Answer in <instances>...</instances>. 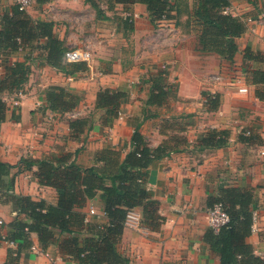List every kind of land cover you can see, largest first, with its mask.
<instances>
[{"label":"crops","instance_id":"obj_1","mask_svg":"<svg viewBox=\"0 0 264 264\" xmlns=\"http://www.w3.org/2000/svg\"><path fill=\"white\" fill-rule=\"evenodd\" d=\"M170 1L175 6L172 18L158 24L143 2L111 6L108 0H97V7L88 0H33L28 8L33 19L50 21L66 49L80 41L89 45L92 59L81 62L75 71L53 66L47 61L45 38L34 41L32 48L0 52V75L7 61H25L30 67L23 88L2 93L6 112L0 159L12 166L11 189L0 192L3 233L18 217L11 193L57 201V190L39 182L38 167L29 160L62 157L87 167L102 164L97 155L108 147L119 149L124 158L140 123L152 148L177 134L187 135L188 142L148 167L144 185L159 200L165 220L159 229H151L143 223L142 208L130 210L138 223L125 222L118 244L129 258L127 264H220L203 236L210 227V203L224 187L252 191L256 216L247 240L256 254L264 256V80L252 72L264 68V0H230L227 10L245 21V30L232 38L237 45L233 59L204 47V27L194 13L197 0ZM14 4L0 0V18ZM247 49L258 59L247 62ZM237 79L248 86L247 93L224 89ZM159 80L168 95L160 103H149ZM56 85L77 95L74 109L46 107V91ZM103 88L126 93L119 115L109 122L104 121L105 109L97 107ZM214 94L219 103L211 108L208 98ZM83 117L89 123L75 137L70 120ZM211 128L226 129L229 142L201 150L197 139ZM23 161L28 165L23 166ZM100 193L77 208L86 214V221L97 219L89 212L91 207L98 214L103 211ZM30 238L28 248L21 242L14 245L15 251H21L13 264H79L54 243L45 248L36 232ZM10 247L0 239V264L7 262Z\"/></svg>","mask_w":264,"mask_h":264},{"label":"trees","instance_id":"obj_2","mask_svg":"<svg viewBox=\"0 0 264 264\" xmlns=\"http://www.w3.org/2000/svg\"><path fill=\"white\" fill-rule=\"evenodd\" d=\"M39 3L49 0H36ZM98 7L97 0H88ZM113 3L143 2L147 5L151 18L157 21L167 10L173 15L174 4L170 0H108ZM230 0H197L195 14L204 27L202 40L204 47L215 50L233 59L237 45L232 39L245 30V21L234 16L227 9ZM0 52L11 54L14 51L32 48L33 42L45 38L48 49L47 61L65 71L77 70L81 62H67L64 58L63 41L53 32L50 21L35 20L28 10L20 9L15 3L4 11L0 18ZM247 62L258 59L247 49ZM248 67V66H247ZM247 71L250 69L246 68ZM30 67L25 61H7L5 72L0 75V131L5 118V91H17L29 78ZM254 76L264 80V68L253 69ZM168 95L167 87L155 82L149 103H160ZM126 93L120 89L103 88L97 96V107L105 109V122L119 115L121 102ZM78 97L64 86H50L45 94V105L55 111H70L76 107ZM219 103L218 95L209 96L208 105L212 108ZM88 118L70 120L72 135L83 131ZM140 123L136 125L131 138V148L124 158L121 151L113 147L103 149L97 155V162L82 167L77 163H67L66 158L43 157L31 159L36 164L35 172L41 184L53 186L58 193L55 203L44 198L35 199L29 195H14L18 217L9 223L8 231L0 230V239L21 242L25 248L31 246V232L38 234L44 247L50 243L58 246L60 253L77 260L79 264H127L129 258L118 249L128 212L134 207L142 208L143 223L151 229H159L165 217L159 213V200L152 190L145 187L148 167L169 155L181 150L188 142L187 135L177 134L161 145L152 148L141 133ZM247 136V135H246ZM249 138V137H246ZM169 141L173 142L170 143ZM229 132L226 129L211 128L197 139L201 150L227 145ZM23 166L28 162L23 161ZM12 166L0 159V192H9L12 183L8 179ZM100 193L105 216L86 221V214L77 208ZM221 203L229 215V222L218 230L209 227L203 239L211 252L215 253L220 264H264V256L255 253L247 238L252 232L254 219L253 193L249 189L224 187L210 203ZM24 216V217H22ZM26 218V219H25ZM23 247H21L22 249ZM19 251H21L19 249ZM18 250L9 248L5 264H13Z\"/></svg>","mask_w":264,"mask_h":264},{"label":"built area","instance_id":"obj_3","mask_svg":"<svg viewBox=\"0 0 264 264\" xmlns=\"http://www.w3.org/2000/svg\"><path fill=\"white\" fill-rule=\"evenodd\" d=\"M15 3L19 6L20 9L28 10V8L31 7L33 0H14ZM171 13L170 9L167 10L166 13L162 15L161 18L157 20V23L162 24L165 23L167 20L171 19L172 16H168V14ZM250 20V19H249ZM64 58L67 62H89L92 59V52L86 43L83 41H80L75 47L69 48L65 51ZM215 79L220 80L221 76L217 75L215 76ZM225 90H231L239 94H245L249 91L248 86L246 84H241L239 82V79L232 82L231 85H226L224 87ZM217 94V93H216ZM216 94L213 95V97L216 96ZM20 95H22V92H20ZM89 212L91 214H97V217H103L105 216V212L102 211L100 214L97 213V210L94 207H91ZM256 216V213L254 211V217ZM208 219L210 222V227H213L214 229L218 230L221 226L229 222V215L224 210L221 203H215L212 207L208 208ZM127 223H138L137 215H135L133 212L129 211L127 214L126 221ZM0 224H3V220L0 219ZM5 241L11 246L14 247L16 244L13 240L5 239Z\"/></svg>","mask_w":264,"mask_h":264},{"label":"rangeland","instance_id":"obj_4","mask_svg":"<svg viewBox=\"0 0 264 264\" xmlns=\"http://www.w3.org/2000/svg\"><path fill=\"white\" fill-rule=\"evenodd\" d=\"M12 200H14L13 198H12ZM3 224H0V226H2Z\"/></svg>","mask_w":264,"mask_h":264}]
</instances>
